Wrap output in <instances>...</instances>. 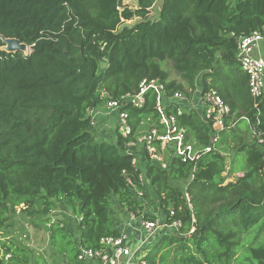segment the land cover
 <instances>
[{
	"label": "trees",
	"instance_id": "trees-1",
	"mask_svg": "<svg viewBox=\"0 0 264 264\" xmlns=\"http://www.w3.org/2000/svg\"><path fill=\"white\" fill-rule=\"evenodd\" d=\"M155 2L0 0V264H36L5 237L19 207L45 218L52 247L75 264L78 243L98 249L120 234L113 197L138 217L181 221L147 250V264H264V97L252 96L237 59L241 36L264 33V0H163L151 19ZM3 38L31 52L8 51ZM144 78H160L167 97L214 89L230 107L214 143L211 122L196 108L177 115L200 151L195 162L168 150L166 169L133 165L130 143L161 127L152 92L141 108L123 106L129 136L117 132L113 143L93 132L89 111L135 92ZM229 170L242 175L228 180ZM58 202L78 219L77 242L67 220L49 216Z\"/></svg>",
	"mask_w": 264,
	"mask_h": 264
},
{
	"label": "built area",
	"instance_id": "built-area-1",
	"mask_svg": "<svg viewBox=\"0 0 264 264\" xmlns=\"http://www.w3.org/2000/svg\"><path fill=\"white\" fill-rule=\"evenodd\" d=\"M150 18L154 19L156 17L150 16ZM237 59L243 71L249 77V89L252 96L256 100L262 99L264 97V33L261 30L253 31L239 38ZM149 92L156 95L155 108L160 115L159 125L161 127L151 128L147 133L138 136L135 142L130 143V145L137 147L132 160L133 165L140 166L141 164L144 168L148 162H151L166 169L169 164V161L165 158L168 150L171 151L173 156L181 157L184 161L195 162L200 151L187 140L186 128L179 125L177 121V115L183 114L188 109L186 104L190 102V99L182 92H176L173 96L167 97L166 84L160 78H144L140 81L135 92L128 93L119 100L106 99L102 110L111 115L114 121L113 135L116 136L118 132L127 137L132 133L129 114L123 109V106L131 104L138 108L143 107L146 104ZM101 96L106 98V92H102ZM192 100L190 107L196 108L204 119L211 122L213 130L211 138L213 143L216 142L218 132L225 128V117L230 113V107L214 89L204 91L201 87H198L195 98ZM170 103L176 104V113L167 112ZM89 115L93 132L96 134L102 125L101 120L104 114L101 113L100 109L93 108L89 111ZM252 131L256 134L255 128ZM212 147L211 144L206 148V151L211 150ZM141 157H145V160L140 163ZM140 178L143 180L142 175ZM129 184L135 187L131 181H129ZM143 194L142 190L137 191L138 197L143 196ZM186 197L191 207L190 195L186 193ZM129 214L130 218H128L126 225L128 227L132 226V232L120 228L119 235L102 238V246L98 249L88 248L78 243L79 264H147L144 255L162 235V232L166 229L178 231L182 225L180 220L169 223L163 216L149 220L142 216L138 217L133 213ZM174 214L175 211L171 209L170 215Z\"/></svg>",
	"mask_w": 264,
	"mask_h": 264
},
{
	"label": "rangeland",
	"instance_id": "rangeland-1",
	"mask_svg": "<svg viewBox=\"0 0 264 264\" xmlns=\"http://www.w3.org/2000/svg\"><path fill=\"white\" fill-rule=\"evenodd\" d=\"M131 8L137 7L136 0H124ZM130 1V2H126ZM153 19V18H152ZM139 21V18L135 17L132 20L125 22V25H133ZM124 26V25H123ZM122 27H120L121 29ZM31 47L26 45L24 53H30ZM172 76L175 77L174 71L171 69V66H167ZM193 102L190 99V102L186 104V107H190ZM100 109V108H98ZM103 109V107H102ZM100 109L102 117H110L111 126L114 127V121L111 115L105 113V110ZM231 171V170H230ZM229 175V172H227ZM185 187V183L182 184ZM158 205V202H155ZM112 217L115 223L127 222L130 218V214L125 210L123 206L120 205L118 199L113 197L112 205ZM55 219H64L68 221L67 229L73 237V240L77 242L78 240V220L76 215L72 212L71 209H54L50 215ZM11 227L5 232V237L10 238L23 247H25L29 253L31 259L36 264H67L63 261L57 254L56 250L52 247L49 234V224L45 221V218L40 217H31L26 215L20 207L11 215ZM75 264H79L77 261Z\"/></svg>",
	"mask_w": 264,
	"mask_h": 264
},
{
	"label": "crops",
	"instance_id": "crops-1",
	"mask_svg": "<svg viewBox=\"0 0 264 264\" xmlns=\"http://www.w3.org/2000/svg\"><path fill=\"white\" fill-rule=\"evenodd\" d=\"M137 1V5H138V0ZM126 2H130V1H126ZM163 3V0H156V3L154 4L153 8H152V12L150 14L151 17H158L159 15V11L161 9V5ZM102 109V107L100 108ZM111 118L110 117H102V125L101 127L97 130V133L96 135L99 137V138H102V139H105L109 142H113L115 143L116 142V136L113 135V128H109V127H112L111 126ZM95 133V132H94ZM228 162L231 163V160L228 159ZM231 167H232V164H231ZM229 175H227V172L225 173L228 180H234L236 177L242 175V172H233L231 173V171L229 170ZM65 209V208H68L70 209L68 206H66L64 203L62 202H58L57 205H56V209ZM78 220V219H77ZM120 228H125V229H128L130 232L133 231L132 229V226H127L125 222H123L121 225H120ZM79 236V234H78Z\"/></svg>",
	"mask_w": 264,
	"mask_h": 264
},
{
	"label": "water",
	"instance_id": "water-1",
	"mask_svg": "<svg viewBox=\"0 0 264 264\" xmlns=\"http://www.w3.org/2000/svg\"><path fill=\"white\" fill-rule=\"evenodd\" d=\"M5 43L4 49L8 51H24L26 44L17 38H3Z\"/></svg>",
	"mask_w": 264,
	"mask_h": 264
}]
</instances>
